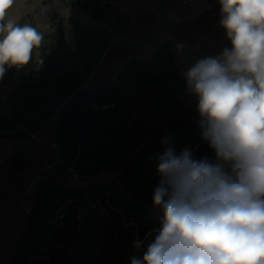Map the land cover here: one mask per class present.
I'll use <instances>...</instances> for the list:
<instances>
[{
	"label": "trees",
	"instance_id": "16d2710c",
	"mask_svg": "<svg viewBox=\"0 0 264 264\" xmlns=\"http://www.w3.org/2000/svg\"><path fill=\"white\" fill-rule=\"evenodd\" d=\"M103 4L102 0H87L79 7L105 25L113 16L121 20L115 33L70 19L67 29L60 23L44 33L41 47L34 50L38 55H32L27 65L12 68L17 72L10 75L15 76L16 86L8 95L7 108L13 122L0 116V135L20 142L55 117L60 159L52 165L51 175L33 184L36 202L29 213V226L13 245L11 264H25L28 259L31 264H99L102 257H117L119 250L110 242L113 238L127 243L145 240L163 218L153 195L161 179L158 157L165 150V138H170L177 155L187 148L195 160L220 162L202 139L201 117L179 75L170 43L158 47L150 61L133 58L116 77L87 87L101 55L131 21L119 8ZM226 47H231L228 38L219 53ZM93 53L97 60L92 62L88 55ZM143 98V112L133 116L130 108ZM17 122L21 127L11 131ZM109 147L113 155L103 158L98 154ZM12 156L14 166L21 169L20 149ZM104 171H120L119 181L80 190L58 180L65 173L87 180ZM99 196L110 217L88 214L81 225L82 210ZM106 226L112 229L110 238L104 234ZM142 254L139 251L137 256L142 258Z\"/></svg>",
	"mask_w": 264,
	"mask_h": 264
},
{
	"label": "clouds",
	"instance_id": "9594fccd",
	"mask_svg": "<svg viewBox=\"0 0 264 264\" xmlns=\"http://www.w3.org/2000/svg\"><path fill=\"white\" fill-rule=\"evenodd\" d=\"M0 0V78L23 67L44 41L31 24L9 18ZM231 47L185 73L198 97L202 139L219 163L176 154L165 138L153 203L160 226L134 241L131 264H264V0H219Z\"/></svg>",
	"mask_w": 264,
	"mask_h": 264
},
{
	"label": "crops",
	"instance_id": "0c3cea01",
	"mask_svg": "<svg viewBox=\"0 0 264 264\" xmlns=\"http://www.w3.org/2000/svg\"><path fill=\"white\" fill-rule=\"evenodd\" d=\"M109 2L114 4L112 0ZM115 2L120 13L126 14L131 21L103 53L105 63L99 69L100 73L109 74L133 58L139 62L150 61L158 47L170 43L177 55L179 75L186 83L187 71L183 70L180 51L188 52L193 59L215 57L227 40L226 30L220 25L219 0ZM81 13L89 22L92 20L87 9L82 8ZM51 121L37 132L38 138L47 139L53 133ZM17 148L19 141L0 135V234L19 233L29 226V213L24 212H28L29 207L25 200L36 178L30 168L14 166L12 154Z\"/></svg>",
	"mask_w": 264,
	"mask_h": 264
},
{
	"label": "rangeland",
	"instance_id": "374dc122",
	"mask_svg": "<svg viewBox=\"0 0 264 264\" xmlns=\"http://www.w3.org/2000/svg\"><path fill=\"white\" fill-rule=\"evenodd\" d=\"M85 1L87 0H16V3L10 11L9 18L15 19L20 25H23L25 23L31 24L42 33L52 31L53 28L60 23L64 26L65 29H67L70 19L77 21L83 25L93 24L99 25L100 27L108 28L111 34L117 31L119 25H122L121 20H118V18H116L115 16H113L112 21H110L108 25L96 21L93 17L92 20L89 22V20L84 17V15L81 13L82 8L79 7V5ZM102 1L103 3H105L103 5L111 4L109 2L110 0ZM112 2L114 4L116 3L115 0H112ZM114 4H111L112 7L115 6ZM124 15L125 17H128L126 14ZM125 19L126 18L123 19V22H125ZM220 51L221 49L217 52L215 57H218ZM32 55L36 57L38 53L33 51ZM95 55V53L88 55V59L92 62L94 60H97V57H95ZM179 55L181 57L180 61L183 70L185 71L192 67L194 63H196L198 60L204 58V56H200L197 59L190 58V54L186 51H180ZM103 63H105V54L101 55L100 60L94 66L87 87H93L95 84H99L102 81L116 77L120 69L125 65L123 64L122 66L116 67L110 72L107 71L109 74H103L99 71ZM12 68L13 67H8L6 65L5 73L3 77L0 78V116H2L5 120L9 119L10 122H13V118L11 113L9 112V109L7 108V99L9 93L16 86L15 76L12 78L10 75L17 74V72L12 71ZM147 88H149V90L153 89V87ZM145 100L146 99L144 98L140 99L138 105L132 106L130 108L133 116H136L139 113L143 112L146 106L144 104ZM191 102L193 107L198 111V97L193 93H191ZM51 120L49 121L53 123L54 129L53 133H51L47 139H41L40 137L38 138V133L36 132L34 137L29 136V138H26L19 142L21 156H23L24 158L23 166H26V169L30 168V170L34 172L36 178L34 179V182L39 178H45L51 175L52 165L55 162H58L60 159L57 153V123L55 118H52ZM48 123L49 122H47L44 127H46ZM16 124V127L12 128L11 131H14L16 128L18 129L21 127V124H19L18 122ZM98 154H100V156H103V158L113 155V147H109L102 151L99 150ZM119 174L120 171L115 173L104 171L97 173V175L87 180H79L78 176L75 173H65V175H61L60 177H58V180L62 183H67L77 189L87 190L90 185H95L99 182H107L110 180L119 181ZM33 184L30 187L31 189L28 192L25 200L26 206L29 207L28 212L24 211L26 213H30L31 209L34 207L36 202V195L33 192L32 188ZM107 201L108 200L106 199L105 202ZM91 207L99 209L101 215H103L104 217H110L108 207L104 204L101 196H99L96 202L92 203ZM111 230V227H103L104 234H106V236L109 238L111 237ZM19 233L0 234V264H11L12 248L18 238ZM110 242H114L116 244V246L114 245V247L119 250L117 257L114 260L112 258L102 257L98 260L99 264H131L132 256H137V253L139 252L134 248V241H132V243H127L121 238H113ZM25 264H31V259H28Z\"/></svg>",
	"mask_w": 264,
	"mask_h": 264
},
{
	"label": "water",
	"instance_id": "95a60500",
	"mask_svg": "<svg viewBox=\"0 0 264 264\" xmlns=\"http://www.w3.org/2000/svg\"><path fill=\"white\" fill-rule=\"evenodd\" d=\"M88 214H94V215H97V216H99V215H101V212H100V210L99 209H96V208H94V207H88V208H84L83 210H82V215H81V221H80V224L82 225L83 224V222L85 221V217L88 215Z\"/></svg>",
	"mask_w": 264,
	"mask_h": 264
},
{
	"label": "built area",
	"instance_id": "2783aa9c",
	"mask_svg": "<svg viewBox=\"0 0 264 264\" xmlns=\"http://www.w3.org/2000/svg\"><path fill=\"white\" fill-rule=\"evenodd\" d=\"M35 133H36V132H34V133L30 134V136H33V137H34V136H35Z\"/></svg>",
	"mask_w": 264,
	"mask_h": 264
},
{
	"label": "bare ground",
	"instance_id": "6f19581e",
	"mask_svg": "<svg viewBox=\"0 0 264 264\" xmlns=\"http://www.w3.org/2000/svg\"><path fill=\"white\" fill-rule=\"evenodd\" d=\"M106 65V64H105ZM105 68V67H104ZM108 69V68H107ZM107 69H105V70H107ZM104 71V70H103Z\"/></svg>",
	"mask_w": 264,
	"mask_h": 264
}]
</instances>
